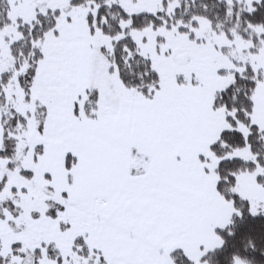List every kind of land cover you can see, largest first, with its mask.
Instances as JSON below:
<instances>
[{"label": "snow or ice", "instance_id": "1", "mask_svg": "<svg viewBox=\"0 0 264 264\" xmlns=\"http://www.w3.org/2000/svg\"><path fill=\"white\" fill-rule=\"evenodd\" d=\"M0 264H264V0H0Z\"/></svg>", "mask_w": 264, "mask_h": 264}]
</instances>
